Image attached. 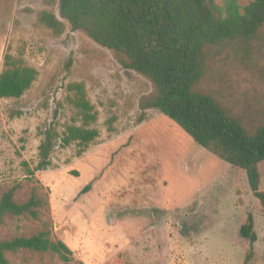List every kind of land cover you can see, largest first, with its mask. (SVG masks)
<instances>
[{"label":"rangeland","instance_id":"obj_1","mask_svg":"<svg viewBox=\"0 0 264 264\" xmlns=\"http://www.w3.org/2000/svg\"><path fill=\"white\" fill-rule=\"evenodd\" d=\"M46 10L66 24L61 36L40 24ZM8 53L39 75L21 98H0V201L16 188L17 203L35 195L40 204L37 218L6 215L0 241L47 229L73 252L65 263L51 252L21 249L7 253L11 264H264V205L246 172L160 110L143 111L150 80L74 30L59 4L0 0V75ZM217 60L200 87L246 126L264 123V28L249 54L228 48ZM75 82L85 83L99 112L100 137L81 156L76 144L57 147L53 166L29 179L23 162L38 165L41 130L58 112L62 133L74 114L66 97ZM258 169L264 192V161ZM250 215L258 236L253 252L240 235Z\"/></svg>","mask_w":264,"mask_h":264},{"label":"trees","instance_id":"obj_2","mask_svg":"<svg viewBox=\"0 0 264 264\" xmlns=\"http://www.w3.org/2000/svg\"><path fill=\"white\" fill-rule=\"evenodd\" d=\"M46 3L59 4L61 17L74 30L84 31L111 50L124 68L148 78L153 92L142 98L141 109L160 110L198 145L244 170L254 196L264 205L258 169L264 161V123L246 126L200 87L209 66L219 61L217 57L225 49L249 54L264 28V0H253L245 7L239 0H223L222 5L216 0H46ZM38 20L56 36L66 30V24L52 11L40 12ZM38 75V70L23 58L8 53L0 75V98H21ZM66 101L74 114L62 133L58 112L41 130L38 165L31 168L23 162L29 179L53 166L52 155L57 147L76 144L77 155L81 156L100 137L99 112L88 97L85 83L69 84ZM90 189L89 184L80 194ZM16 190L4 193L0 201V223L6 215L38 217V198L33 195L19 204L14 200ZM240 235L249 240L253 252L258 236L251 215L241 226ZM21 249L51 252L65 263L73 259L72 250L63 241L53 240L51 232L43 229L31 237L0 241V264H11L7 253Z\"/></svg>","mask_w":264,"mask_h":264}]
</instances>
